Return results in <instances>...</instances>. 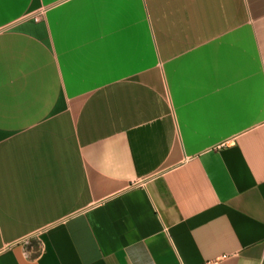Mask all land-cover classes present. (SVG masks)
Returning <instances> with one entry per match:
<instances>
[{"label":"crops","instance_id":"1","mask_svg":"<svg viewBox=\"0 0 264 264\" xmlns=\"http://www.w3.org/2000/svg\"><path fill=\"white\" fill-rule=\"evenodd\" d=\"M0 264H264V0H0Z\"/></svg>","mask_w":264,"mask_h":264},{"label":"built area","instance_id":"2","mask_svg":"<svg viewBox=\"0 0 264 264\" xmlns=\"http://www.w3.org/2000/svg\"><path fill=\"white\" fill-rule=\"evenodd\" d=\"M39 19V17L37 18V20Z\"/></svg>","mask_w":264,"mask_h":264}]
</instances>
